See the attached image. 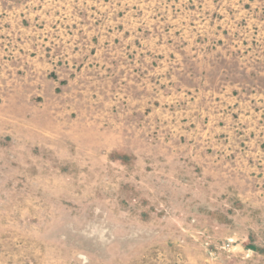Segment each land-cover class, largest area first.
Listing matches in <instances>:
<instances>
[{
  "label": "rangeland",
  "instance_id": "1",
  "mask_svg": "<svg viewBox=\"0 0 264 264\" xmlns=\"http://www.w3.org/2000/svg\"><path fill=\"white\" fill-rule=\"evenodd\" d=\"M0 264H264V0H0Z\"/></svg>",
  "mask_w": 264,
  "mask_h": 264
}]
</instances>
